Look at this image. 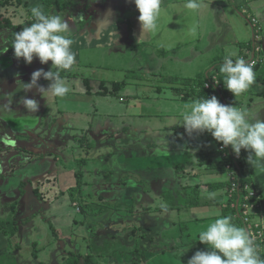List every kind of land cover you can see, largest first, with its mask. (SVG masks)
<instances>
[{
  "label": "crops",
  "instance_id": "1",
  "mask_svg": "<svg viewBox=\"0 0 264 264\" xmlns=\"http://www.w3.org/2000/svg\"><path fill=\"white\" fill-rule=\"evenodd\" d=\"M123 1L122 6L120 5L116 9L114 7L115 0L105 3V5L102 1L94 0L92 4L97 8L95 13L94 6H91L90 13L78 17L79 26L70 28L69 33L70 38L74 40L71 47L76 54V63L71 70H60L61 73L64 72L68 74L60 76L62 79L65 78V83L70 88L69 93L63 97H56L53 96L51 92L41 94L38 89L31 88L27 90L33 93L32 98L38 102L39 108L38 111L33 112L32 117L25 113L23 121L30 123V119H34V117L50 114L55 124L54 122L52 123L57 125L56 128L61 126V132L63 127H68L69 130L72 131V127L74 126H77V128H90L94 130L101 128L109 129L111 126H119L122 128L124 126L127 127V125H132L130 127L134 130L133 132L136 133L134 136L138 135L139 138L149 143L157 151L156 156L161 155V150H166L168 160L175 157L174 165H176V169L179 170V173L182 172V170L184 171L180 174L182 176H178L177 174L176 179H179V184H182V178H184L186 184H192L193 193L183 191L182 188H180L178 192L170 191L171 199L174 203L165 211L169 213V218L167 219L168 225L171 224L172 227H174L175 224H182L188 221L196 225V229L194 230L187 228L188 233L183 232L182 228L178 229L181 234L179 236L182 240L186 241H183L185 245L181 247V251L187 248L184 253L187 252L192 256L197 250L208 249L206 244H202L197 240L199 233L206 230L209 224L220 216H229L226 215L227 209H225V207L229 205L232 208L230 202L232 197L228 195L231 178L228 175L229 170L223 171L220 165H218L220 161L218 152L211 149V152L208 154L204 153V148L209 146H203L204 144L200 145L199 143H202L203 136H205L203 134L205 132L189 135L184 130L182 126V114L184 112L178 109L183 106L182 104H188L198 99L196 98L198 97L196 96V91L198 89L201 90L202 85L208 81L206 76L212 64L216 62V59H219L217 63L223 59L220 58V55H217L218 53L209 59L206 58L207 55L204 54V49L206 48L205 51L208 52L209 47L215 43L212 37L214 33H211L212 27L210 25L215 27L219 22L220 27L223 26L225 29H230V19L233 17L232 10L236 12L240 10V8L246 9L258 16L263 13L261 6L264 5V0H229V2L224 0L223 14L219 16L220 12L213 8L210 24L208 18L201 13L205 12L207 5L214 6L217 0H198L200 4L204 2L205 6L201 5L200 8L195 11L190 9L186 10L184 12L185 14H183L185 19L187 17L186 27L188 31L185 36H179L176 32V30L181 27L177 22L178 17L173 18L171 16L170 21L163 24L162 11L158 20L157 30L152 33H141V26L138 21L139 11L133 0ZM183 1L185 3L187 0ZM183 1L179 0L181 5L184 4ZM177 3L178 0H168L165 9L168 8V10H170V6H178ZM102 4L105 8L101 6ZM120 9L126 10L121 13V15L123 14L122 18L120 17ZM189 11H191L190 14ZM191 15H193V17H191ZM66 18L64 17V19ZM81 22H85L84 25L80 26ZM193 28L197 29L195 36L191 34V29ZM168 30H170V32H168ZM236 37L237 39L235 36H233L232 39H228L226 46H235L233 49H236L242 41L239 30L237 31ZM182 46L184 47L185 53L181 51ZM218 47L216 46L215 50L218 51ZM174 48L178 49L176 55L170 54L168 59H166V57L163 56L164 52ZM119 54H126L129 58L130 65L126 64L125 67L123 65L119 67L124 70L125 68H130L125 70L123 77L127 81L124 79H115L109 75H104L105 77H103V73L107 74L110 71L104 70V72L101 73L96 69L100 67L99 62H102L106 68L112 67L115 62L118 63ZM232 58L236 59V57ZM164 60H167V68L164 67ZM135 61H137L138 64L135 63ZM195 63L196 69L199 70L197 75L193 77L178 76L183 69L186 71L194 70ZM96 64L99 66H96ZM137 67L138 69L136 70L131 69ZM37 69H43L44 71L51 70V61L45 64L39 62L36 67L29 68L22 82L30 81L31 73ZM53 69L55 71L57 70L54 67ZM147 70L148 75H146ZM164 73L166 74L163 75ZM21 78L22 76L17 79V82ZM41 78L43 81L38 82L40 83L39 85L47 88L50 81L45 80L43 77ZM180 78H183V83L178 87H174L172 90L168 85L173 80ZM195 79H197L196 83L194 82ZM117 82L125 83L122 88L117 90L118 100L109 99L110 93L113 94L116 91L113 92L110 88L109 91L107 88L110 86L112 87L113 84ZM162 83L165 84L164 88L161 85ZM164 89L171 90L163 91ZM187 90L190 92H186ZM22 91L25 92L24 89H22ZM171 93L173 94L171 95ZM18 96L20 97L21 94H17L16 97L19 98ZM193 96L195 97L191 99ZM238 98L240 99V96ZM12 102L13 106L9 108L12 111V117L16 116L21 111H28L22 104V100L17 99ZM121 105L125 108L124 112H121L119 109ZM242 108H244V106ZM100 109H102V111H100ZM185 110H187V108ZM147 113L153 115L151 120H147V118L143 117V115H147ZM12 121L13 124L20 126L18 123H21V120L18 122V120L12 119ZM155 124H157V126H155ZM162 124H166V126L160 127ZM174 125L182 126L180 128H182L183 131L175 132V134H163V128L167 129ZM90 132L94 137V132ZM146 133L148 134L147 138ZM151 133L153 134L151 135ZM127 138L128 140L132 139L130 135ZM55 139L59 140L55 142V149L61 148V153L65 154L70 159L68 150L70 146L69 142L71 140L74 141L72 137L55 133ZM51 141L52 140H49V142ZM63 142L64 144L61 145ZM156 143L158 145H156ZM62 146H64V148H62ZM77 152L80 154L79 150H77ZM248 154L247 151L244 152V156L239 154V158H241V156L244 158L243 168L245 169V174L249 178V181L242 182L240 180V170L238 171L239 167L236 169L237 165L235 166L236 174L234 175L235 179H238L240 184H250V188L258 191L257 199L261 202L262 206L259 208V215L254 214L255 212L253 213L252 220L261 221L264 230V168H253L246 160ZM71 168L72 169H64L60 165L58 171L55 170L59 172L58 176H56V178L51 177L53 181L54 179L57 181L62 191L68 190L69 186L78 183L75 164H72ZM43 179L44 180H39V182L42 181V183L44 182L43 184L46 185L50 183L47 182L48 178ZM151 184L156 185L159 184V182L156 180ZM169 184H173L174 186V182ZM159 186L162 189L161 182ZM169 187L171 186L169 185ZM145 190L141 198L144 203L149 194H146ZM168 190V187H166L164 190L158 191L159 194L162 195L163 200H166V193H169ZM42 192L46 196L60 193L57 189L54 190L53 187L49 185H47ZM212 192L217 193L215 199L208 198V193ZM151 193L152 192H150V194ZM35 194L38 196L37 192ZM152 201L157 203L158 199H153ZM149 207L150 211L146 209L145 212L147 215L152 214L154 210L151 206ZM155 209L154 213L157 212V208ZM233 209L235 211L232 210L233 212H231L232 223L235 222L237 224L236 226L247 232L244 220L236 215L237 211L235 207ZM149 217H152V215ZM165 217L166 216H162L159 221H164ZM152 220L154 219L151 218L150 221L147 222L148 226H153L155 233L163 231L164 225L160 224L158 227L156 222H151ZM255 243L258 244L257 252L261 255L260 258L264 259V231L263 237L258 238ZM1 246L2 240L0 238V247ZM185 258L189 259L188 256H185Z\"/></svg>",
  "mask_w": 264,
  "mask_h": 264
},
{
  "label": "rangeland",
  "instance_id": "2",
  "mask_svg": "<svg viewBox=\"0 0 264 264\" xmlns=\"http://www.w3.org/2000/svg\"><path fill=\"white\" fill-rule=\"evenodd\" d=\"M68 1L70 3L69 11L71 12V16L65 20L68 21L69 28H75V26L77 27L79 25L78 17L82 15L85 16L91 12L90 7L94 6L92 4L94 0ZM99 1H102L105 5V3L112 0ZM162 1L161 11L163 24L170 21L171 16L173 18L178 17L177 22L181 27H179L176 32L179 36H185L188 28L186 27L187 17L185 19L183 14H185L184 12L186 10H189L185 7L187 1L184 3L182 0L184 4L181 5L178 0V6H170V10H168V8L165 9L168 0ZM227 1L229 2V0ZM4 2L9 5L0 7V13H3V16H10L13 23H22L23 20L28 17L32 19L31 8L34 6L39 5L42 6V9L44 8L41 0H4ZM123 2V0H115L114 7L117 9L118 6H122ZM207 3L211 4L210 2ZM103 4L101 6L105 8ZM200 5H204V2H201ZM206 8V13L202 12L201 14L208 18V22L210 24L213 8L214 10L217 9L220 12L219 16L223 14L224 0H217L214 6L207 5ZM96 9V6H94V13ZM125 11L126 10L123 9L119 10L121 18L123 15H121V13ZM240 11L242 12L241 8ZM190 12L191 11H189V14ZM52 14L56 15V13ZM232 15L233 17L230 19V29L220 27L219 22L215 25V27L210 25L212 27L211 33H214V36H212L214 39H218L219 37L224 38L221 39L222 42H219L220 46L218 51L212 49L211 52H208L206 58L209 59L217 53V55H220V58H223L227 52H235L236 49H233L232 51V48L230 49L229 46H226V42L227 39H232L233 36L237 39L236 34L238 30L241 34V40H243L242 45L245 43L244 40L250 39L251 29L249 25L246 24L245 19L234 10H232ZM73 17L75 18L72 19ZM191 17H193V15H191ZM168 32H170V30H168ZM5 35L7 34L5 33ZM2 48L5 47L3 46ZM223 49L225 51H223ZM177 50V48L166 50L163 56L168 59L170 54L176 55ZM181 51L185 53L183 46L181 47ZM250 58L251 54L248 53L245 59L248 60ZM255 58L260 59V55L256 54ZM118 59V63L115 62L110 68H106V66L104 67V64L99 62L100 67L96 69L101 73H103L104 70L110 71L107 74L103 73V77H105L104 75H109L115 79H124L125 70L130 68H125L124 70L119 67L122 65L125 67L126 64L130 65L129 58L126 54H119ZM38 60L39 59L34 56L31 63H25L23 58L17 59L14 56V52H7V50L0 52V94L1 97L5 96L3 94L9 95L8 97L11 100L8 101L6 97L5 100L0 101V110H2L0 111V120L3 118L8 120L9 126H13L12 129L16 130L15 132L18 133L16 139L12 138V135L9 136L7 134L0 136V138L7 139L9 141L10 139H13L15 140L14 142L19 145L26 143V136L20 135L21 133L26 132L23 130L19 131L15 128L18 127V129H21L25 126L28 128L30 123L23 121L25 113L32 117L33 112L21 111L16 116L12 117V111L8 112V109H6L7 106L4 105V103L11 104L10 106L12 107L13 100L32 98L33 93H31V91L23 92L22 88L19 86L20 83H28L29 81L22 82L23 78H21L17 82V79L21 76L25 77L29 68L37 66L39 63ZM217 61H219V59H216V62L214 63L216 64ZM163 62L164 67L167 68V60H164ZM250 62H253V59H251ZM135 63H137V61H135ZM99 65L96 64V66ZM217 66L218 65H216V67ZM131 69L136 70L138 67ZM198 71L199 70L196 69L195 63L194 70L186 71L183 69L178 76L193 77L197 75ZM147 73L148 70L146 75H148ZM13 76L15 77L13 78ZM221 79H224L223 74ZM177 80L179 81V84L177 82H173L174 86L181 85L183 83L182 79ZM42 81V78L38 80V82ZM194 82L196 83L197 79H195ZM257 82L258 81H255L246 93L262 89V84ZM39 84L40 83H38V85ZM161 85L164 88L165 84L162 83ZM18 88L19 90L17 92L14 91ZM33 88L38 89L37 87ZM165 90L171 89H164L163 91ZM117 92L118 91L113 94L110 93L109 99L118 100ZM186 92L190 91L187 90ZM17 94H21V96H18L19 98H17ZM172 94L173 93H171V95ZM194 97L195 96L191 97V99ZM234 98L237 100L238 97ZM250 102L251 100L248 101V104H250ZM191 103L192 102L182 104L183 106L178 110H181L184 113L190 111ZM236 105H238V103H235V106ZM124 106L121 105L119 107L121 112H124ZM186 108L187 110H185ZM244 108V110H246V107ZM100 111H102V109H100ZM251 111L253 110L251 109ZM152 116L153 115L149 113H147V115H143V117L147 118V120H151ZM12 119H16L18 122L21 120V123H18L20 126L13 124ZM49 124L50 121L47 125ZM54 124L52 123L50 126L53 125L55 129L57 125ZM0 125L4 124L0 123ZM155 126H157V124H155ZM165 126L166 124H162L160 127ZM152 134L153 133H151V135ZM203 135L205 136H203L202 143L199 144L209 146L204 148V153L208 154L211 152V149L219 153V150H216L217 148L219 149V145L211 134L205 132ZM147 137L148 134L146 133V138ZM101 140L108 146H100L94 142V153L92 152L93 149L90 140L79 139L78 143L73 142L72 140L70 141L71 143L77 144L76 147H81L80 154L77 156L76 161L72 163L75 164L78 184L69 186L68 190L62 191V189H60V193L57 195L53 194L52 196H46L44 193L39 191L41 189L43 190L45 186L50 184H37L42 185L39 189L32 188L30 183L20 184L16 182V184H13L11 181L12 176L10 174L8 175V173L4 174L5 169L0 168V171L2 172L0 176L4 177V181L7 179L10 181V184L1 182L0 185V221L6 223L4 224V228L9 233L14 227H17L15 230L16 234L14 233L15 235L11 236L10 243L7 242L8 240L6 238L2 240V246L0 247V264H65V257L70 252L78 253L84 256L90 255L93 262H96L97 264H130L129 258L132 250L137 251L134 252L137 254L142 252L148 257L151 262L150 264H187L188 259L185 258V256L190 258L191 254L187 252L184 253V251L180 253L182 250L181 247H184L183 245H185L183 244V241H186L181 239L179 236L181 234L178 229L182 228L183 232L188 233L187 228L194 230L196 229V225H194L193 222L191 223V221H188L183 222L182 224H175V226L172 227L171 224L168 225L167 219L169 218V213L166 212L165 209H157V212L154 213L156 210L155 208H161L162 205H165L168 201L162 199V195L158 192L159 190H164L168 187V191L170 193V191L178 192V190L182 188L183 191L193 193L192 184H186L184 178L181 179L182 184H179V179H176V175L178 174V176H182L180 174L184 171L182 170V172L179 173V170H177L174 165L175 159L167 162L166 160H168V157H165V161L163 160L158 165L154 164V162L159 160L154 157L155 150L151 151L150 148L144 149L143 145H145V143L141 138L132 141L131 145H124L122 141L117 139V137L114 139L108 138ZM0 145H2L1 142ZM116 148H119V150L118 152L111 154L110 162L102 161L101 158L105 156V153L113 152ZM242 152L244 155V152L246 151L242 149ZM160 153L161 155H165L163 154L165 153L164 150H161ZM93 155L94 175L92 174V178L94 180L91 179V182H93L92 184H94V186L97 184L99 189L93 185H85L84 181L88 178L82 175V170H87V168L90 170L93 168V159H91L93 158ZM219 156L221 157V155ZM43 165H47V163L44 162ZM145 166H147L146 170L142 171ZM95 170H99V174H97ZM8 172L12 173L13 171L9 170ZM139 178H141V183L138 182ZM2 179L3 178L0 177V180ZM118 180L125 181L126 184H119L117 182ZM156 180L159 184H151ZM35 181L36 179L34 182ZM160 182L162 189L159 186ZM171 182H174V186L173 184H169ZM108 184L111 185L108 186ZM28 185H30V187H28ZM169 185L171 187H169ZM25 188L27 189L25 190ZM143 190H145L146 194L149 193L145 203L141 200ZM36 192L38 196L35 194ZM150 192L152 193L150 194ZM153 199H158V202L154 203L152 201ZM172 203H174V201H172ZM149 206L154 209V214H145L146 209L150 211ZM254 212L256 215L260 214L259 209L254 210ZM15 215V222H11ZM150 215H152V217H149ZM162 216L166 217L164 218V221L160 222L159 220ZM151 218L154 219L151 222H156L158 227L160 224L164 225L163 231L155 233L154 227L148 226L147 222L150 221ZM133 227H137L138 230L134 232V230H132ZM247 230H249L248 226ZM141 264H143V262H141Z\"/></svg>",
  "mask_w": 264,
  "mask_h": 264
},
{
  "label": "clouds",
  "instance_id": "3",
  "mask_svg": "<svg viewBox=\"0 0 264 264\" xmlns=\"http://www.w3.org/2000/svg\"><path fill=\"white\" fill-rule=\"evenodd\" d=\"M133 2L139 11L141 33L156 31L162 0ZM200 6L198 0H187L185 5L194 11ZM31 16L34 22L18 31L11 42L14 56L23 58L25 63H31L34 56L41 64L51 61L52 69L33 71L30 81L19 86L25 91L37 87L41 94L51 92L53 96L63 97L70 88L61 78L60 70H71L76 63L69 23L60 15L45 14L39 5L31 8ZM191 34L195 36V28L191 29ZM6 50L7 47L0 49V52ZM53 67L57 70L54 71ZM254 68V63L244 58H224L219 71L223 74L224 86L234 97L246 93L255 83ZM41 77L50 81L47 88L38 85ZM22 103L28 111H38L39 105L35 99L23 98ZM182 126L189 135L210 133L216 141L221 142L222 147L230 146L236 156L244 149L249 153L246 160L253 168H264V119L250 121L246 110L234 104H222L213 95L193 101L190 111L182 114ZM216 196L215 192L208 193L209 199H215ZM162 207L167 209L166 204ZM247 232L232 223L231 216H220L198 235L197 240L206 244L208 249L197 250L187 264H264V259L259 257L257 246Z\"/></svg>",
  "mask_w": 264,
  "mask_h": 264
},
{
  "label": "water",
  "instance_id": "4",
  "mask_svg": "<svg viewBox=\"0 0 264 264\" xmlns=\"http://www.w3.org/2000/svg\"><path fill=\"white\" fill-rule=\"evenodd\" d=\"M261 10L263 13L259 14L258 16L254 15L251 11L246 10V9H242V12L240 10H237L238 14L245 19L246 24L249 25V27L251 29L250 39L244 40L245 41L244 45L249 46V47L243 48L242 47V41L243 40H242L240 42L239 46L236 47L235 52H233V53L227 52L226 55L223 57L222 61H220L216 64L213 63L211 69H209L208 74L206 76V79L210 83V88H214L215 91L218 93L220 92V100H219L220 103L225 104V105H230V104L235 105V103H238V105H236L237 107L238 106H239V108H242L243 106L246 107V112L248 115V119L250 121L257 120V118H258L257 113H255L254 110L253 111L249 110L251 108V106H248V104H246L244 102L243 94L240 96V99L237 98V100H236L233 97V94L227 90V88L224 86V81L221 79L222 74L220 73L219 70L216 69V65H218V67L220 68V66L223 64L224 58L226 56H230L231 58L236 57V59L242 58V56L240 57V53L246 49H248V53L251 54V58L248 60L245 59L246 61L250 62V60L253 59V62L258 60L259 62H263V64H264V6H261ZM69 13L71 14V12H69ZM70 16L71 15H68L67 17H70ZM74 18L75 17H73L72 19H74ZM82 25H84V24H82ZM80 26H81V24H80ZM222 38H224V37H219L218 39H214L215 43L213 45H211V47H209L208 52H211L212 49L215 50L216 46L217 47L220 46L219 42H222V40H221ZM7 43H8V40H5L4 33H2V31H1L0 32V48H2L1 46H7ZM234 47L235 46H232V47L229 46V48L230 49L232 48V50ZM205 50H206V48L204 49V54L207 55L208 52H206ZM223 51H224V49H223ZM7 52H9L8 49H7ZM256 54L260 55V59L255 58ZM233 60H235V59H233ZM14 77L15 76H13V78ZM22 78H23V76H22ZM210 80H211V82H210ZM173 82H177L179 84L178 80H173L168 85L170 88H172V90L174 89V87L180 86V85L174 86ZM12 86H10V87H12ZM10 87H8V88H10ZM18 89H15L14 91H18ZM212 93H213L212 95L216 96L215 92H212ZM3 95H5V96L1 97V94H0V101L5 100L6 97H7L8 101H11L8 97L9 95H6V94H3ZM250 97L252 99V96H250ZM253 100L254 99H252V101ZM4 105L7 106L6 109H9L11 104H5L4 103ZM242 109H245V108H242ZM1 117H3V116H1ZM49 121H50V124L47 125V123ZM52 122H53V120H52L51 115L46 114L44 116H40V117L37 116V117H34V119H30L31 124L29 125L28 128H26V126L21 128V129H18V127L15 128L19 131L23 130L26 132V133L20 134V135L26 136V138H27L26 143H23L21 145L16 144L14 142L15 140H13V139L12 140L10 139V141H9L7 139L0 138V142L2 143V145H0V168L5 169L4 174L8 173V175L10 174L12 176L11 181L13 182V184H16V182L17 183H19V182L30 183L32 185V188L39 189L42 187V185H37V184H43L44 183V182L42 183V181L39 182V180H44L43 178H46V179L48 178L47 179V181H48L49 178H51V177L56 178V176H58V173H59L57 171H58V168L60 167V165L64 169H67V168L72 169L71 168L72 163L76 161L77 155H79L77 150L79 149V151H81V147H79V146L76 147L77 144L69 142V145H70L69 150H68L70 153V155H69L70 159H69L65 154L61 153V150H60L61 148L55 149V147H56L55 142L59 141V140L55 139V133H58L59 135H62V136H65V135H67L69 137L71 136L72 139L74 140L73 142H76V143L79 142V139L90 140V142L92 144V149H93L92 152L93 153H94V142H96L100 146L105 145L101 139H108V138L114 139L117 137V139L119 141H122L124 145L125 144L131 145L132 141L137 140L139 138L138 135L134 136V134H136V133H134L133 132L134 130L131 129L130 126H132V125H130V126L127 125V127L124 126L122 128L119 126H111L109 129L101 128V129H94V130L90 129V128H77V126H74V127H72V131H70L68 127H63L62 132H61V126H58V128H55V129H54L53 125L50 126L52 124ZM0 123L4 124V125H0V136H4V134H7L9 136L12 135V138L16 139V136L18 133L15 132L16 130L12 129L13 126H9L8 120H5L3 118L0 120ZM180 127H182V126H180V125L175 126L174 125V126L167 128V129L163 128L164 130H162V132L164 131V133H163L164 135L165 134H175V132L177 133V132L183 131V129ZM90 131L94 132L95 137L92 136ZM129 135L132 137L131 140H128V138H127ZM49 140H52V141L49 142ZM144 143H145V145H143L144 149L150 148L151 151L155 150L149 143H146V141H144ZM63 144H64V142L61 145H63ZM156 145H158V144L156 143ZM105 146H108V145H105ZM62 148H64V146H62ZM118 150H119V148H116L113 152L105 153V156L103 158H101L102 161L110 162L111 154L118 152ZM164 151H165V153H163V154H165V155L156 156L157 154H156V150H155L154 157L159 159V160L156 161L157 163L154 162V164L158 165L163 160L165 161V157H168V156H166L167 155L166 150H164ZM91 159H93L92 162L94 164V155H93V158H91ZM173 159H176V158L173 157ZM144 160H146V159H144ZM169 160H172V159H169ZM44 162H46L47 165H43ZM93 164H92V166H93ZM131 165H132V163H131ZM146 167L147 166L143 167L142 171L146 170ZM7 170L8 171L12 170L13 172L9 173ZM55 170H57V171H55ZM95 171L97 174H99V170H95ZM0 174H2L1 171H0ZM92 174L94 175V167L91 168L90 170H88V168H87V170H82V175L84 177L88 178L84 181L85 185H87V186L93 185L94 186V184H92L93 182H91V179L94 180L92 178ZM0 177L3 178L2 180H0V185H1V182L5 183V184H10V181L8 179L4 181V177H2V176H0ZM52 178L50 179L51 181L50 180L48 181V182H50L49 186H52L54 190L57 189L58 192H60V189H61L60 185L57 183V181H55V179L53 181ZM35 179H36V181L34 182ZM102 180H104V179H102ZM117 182L119 184H126L125 181H119L118 180ZM138 182H140V183L142 182L141 178L138 179ZM110 185L111 184H108V186H110ZM102 186L105 187L104 185H102ZM28 187H30V185H28ZM94 187L98 188V185L96 184ZM43 190L41 189L39 191L42 192ZM166 205H167V208H169L170 204L166 203ZM157 209H164V208L161 207V208H157Z\"/></svg>",
  "mask_w": 264,
  "mask_h": 264
},
{
  "label": "trees",
  "instance_id": "5",
  "mask_svg": "<svg viewBox=\"0 0 264 264\" xmlns=\"http://www.w3.org/2000/svg\"><path fill=\"white\" fill-rule=\"evenodd\" d=\"M41 1L43 2V5H44L43 11L45 12V14L56 13V15H60L62 17H67L68 15H70V13H69L70 12L69 11L70 3H69L68 0H41ZM8 5L9 4L4 2V0H0V7L8 6ZM33 22H34L33 18L30 19L28 17V18H25V20H23L22 23H13L10 16H7V15L3 16V13L2 14L0 13V32L2 31V33H4V34L6 33L7 34L6 35L7 36V40H8L7 47H8V51L9 52H13V49L11 47V42L13 41L15 34L18 31H21L24 27H26V26L30 25L31 23H33ZM84 23L85 22H81V26ZM242 47L243 48L244 47L248 48L249 46H245L243 44ZM247 54H248V49L242 51L240 53V57L242 56V58L245 59ZM232 59H234V58H232ZM260 63H261V67H260ZM254 65H255L254 71H255V74H256V81H258L260 84H262L263 87H262V89H260L258 91L250 92V93L248 92V93L244 94L243 95V99H244V102L246 104H248V101L251 100L250 104H248V106H251V108L249 110L252 109V110H254L255 113H257V115H258L257 120H258V119H264V106H262V105H264V64H263V62H259L257 60V61L254 62ZM216 69L219 70V67L217 66ZM128 72H130V71H128ZM60 75H68V74H66L64 72L63 73L60 72ZM124 84H125L124 82L114 83L113 86L112 87L111 86L108 87L107 90H109V88H110L111 91L115 92V91L119 90ZM203 87H204V85H202L201 90L198 89L196 91V96H198L196 98H198V99H203L204 97L208 98V97L213 96L212 92H215L216 93V97L218 98V100H220V92L219 93L216 92L214 88L205 89ZM250 96H252V99H254L253 101H252ZM7 111L11 112L10 109H8ZM217 143H218V145H221V142L217 141ZM216 150H219V155H221L220 161L218 162V165H220V167L222 168L223 171H228V168H226L227 164L231 163V165L235 167L236 166L235 163H237V168L236 169H238V167H239L238 171L240 170V172H239L240 180L242 182L249 181V178L245 174L244 168H243V166H244V164H243V162H244L243 156L244 155H243L242 149H241L240 154L243 155V156H241V158H235V156H234L235 154L232 151L230 146L225 147L224 150H220L218 148ZM223 152H226L225 153V157H224V155H222ZM19 183L21 184V182H19ZM228 185H229V183H228ZM249 185L250 184H248V186ZM26 189L27 188H25V190ZM166 194H167V198H166L165 201L168 200L167 203L171 205L172 201H173L171 199V195H170V193L169 194L166 193ZM225 209H227L226 215H229V216H232L231 212L235 211L229 205H226ZM15 217H16V215L13 217L11 222H13L15 220ZM4 224H6V223L3 222V221H0V234L3 235V236L1 235L0 238H1V240L6 238L8 240L7 242L10 243L11 242V236L14 235L16 227H14L13 230L10 231V233H9V232H7L5 230ZM234 224L237 225L235 222H234ZM132 230H134V232H136L138 230V228L137 227H133ZM255 245L258 248V244L255 243ZM134 252H137V251H133L132 250V252H130V258H129L130 264H141V262H143V264H150L151 263L149 261L148 257L145 256L143 253L137 254V253H134ZM133 257H136V258H133ZM259 257H261L260 254H259ZM64 262H65V264H97L96 262H93L92 257L90 255L84 256V255H80L78 253H73V252H70L69 254L66 255Z\"/></svg>",
  "mask_w": 264,
  "mask_h": 264
},
{
  "label": "built area",
  "instance_id": "6",
  "mask_svg": "<svg viewBox=\"0 0 264 264\" xmlns=\"http://www.w3.org/2000/svg\"><path fill=\"white\" fill-rule=\"evenodd\" d=\"M217 82V81H216ZM204 87L206 89L210 88V83L207 81L204 83ZM220 150H224L225 147H222V144L219 145ZM225 153L223 152L222 155L225 157ZM235 158H239V156L234 155ZM237 165V163H235ZM228 168V175L231 178V184H230V190L228 195L231 196V206L232 208L235 207L236 209V215L241 217L242 220H244V223L246 224V227L248 226V234L253 239V241H257L258 238L263 237V225L261 221L252 220V216L254 213V210H257L261 206V202L257 199L258 198V191H255L252 188H249L246 184H240L238 179H235V167L230 164H227ZM234 199V201H233ZM233 201V202H232Z\"/></svg>",
  "mask_w": 264,
  "mask_h": 264
},
{
  "label": "flooded vegetation",
  "instance_id": "7",
  "mask_svg": "<svg viewBox=\"0 0 264 264\" xmlns=\"http://www.w3.org/2000/svg\"><path fill=\"white\" fill-rule=\"evenodd\" d=\"M4 37H5V40H7V36L4 34ZM1 47H3V46H1ZM5 48L7 47V46H4ZM7 49H8V47H7Z\"/></svg>",
  "mask_w": 264,
  "mask_h": 264
}]
</instances>
